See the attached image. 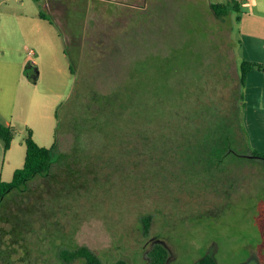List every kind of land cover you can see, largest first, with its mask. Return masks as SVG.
I'll use <instances>...</instances> for the list:
<instances>
[{"label": "rangeland", "instance_id": "374dc122", "mask_svg": "<svg viewBox=\"0 0 264 264\" xmlns=\"http://www.w3.org/2000/svg\"><path fill=\"white\" fill-rule=\"evenodd\" d=\"M232 1L225 17L210 9ZM42 2H9L16 18L0 27L1 110L14 114L2 180L23 165L27 130L42 147L56 143L52 176L24 198L42 210L0 264H84L59 256L79 246L101 264H147L156 241L167 264H264V164L246 159L264 151L262 70L241 90L237 139L223 123L236 110L243 41L264 60V0H63L57 13ZM128 100L135 116L119 108ZM248 101L262 110L247 114ZM227 134L225 161L207 162L211 140ZM21 197L7 201L12 214Z\"/></svg>", "mask_w": 264, "mask_h": 264}, {"label": "trees", "instance_id": "16d2710c", "mask_svg": "<svg viewBox=\"0 0 264 264\" xmlns=\"http://www.w3.org/2000/svg\"><path fill=\"white\" fill-rule=\"evenodd\" d=\"M238 8L239 3H237V1H232L226 4H210V9L217 18L225 17L232 10H237ZM39 17L50 22V19H48L47 16H45L43 13H40ZM69 69L71 72H73V68L71 65ZM252 69L263 71L264 67L262 64L242 59V61L240 62V66L237 69L238 85L240 91L237 104H235L236 110L230 116L223 115V123L225 124V128L231 126L232 123L234 124V139H237L235 137L237 135L236 129L238 128V125L233 118L238 113V104L242 99L241 90L246 84L247 74ZM108 98L109 97L105 98V101H107V103L110 101L108 100ZM119 108L122 110L127 109V111L133 116H135L140 111L139 104L134 103L132 100H128V103L125 104V106L119 105ZM216 112H218L217 109ZM13 134L14 133L12 127L0 123V141L2 143L4 154L11 147ZM219 139V141H216L213 138L208 145L209 149H207L206 152V160L209 163H212L215 160H219V163L221 161L224 162L227 154L231 152L228 144L229 134H227L224 138ZM24 145L25 157L22 167L17 168L13 172V176L10 181H3L0 179V221L3 224L2 226H0V245H2L0 246V259H7V262L10 258V253L14 251V245H18L20 248L24 247L27 233L29 230H32V223L29 218L35 216L36 214H39V211L42 210L40 206L41 202L39 201L37 202L38 204L33 203L31 206L24 205V198L26 197V195H28L27 192H30L29 184L37 177L50 178L52 176L50 169L54 164L52 151L56 148V143L53 144L50 148L42 147L35 142V140L32 138L31 132L27 130V136L24 140ZM246 159H257L264 164V151L252 149L249 151ZM14 194L22 196V205L16 206L18 209V215H15L14 213L12 214L10 212V204L7 203V201ZM141 223L143 235L147 236L151 224V216H142ZM6 225L7 227H5ZM4 245H7L9 249H4ZM59 256L66 263H69L75 259H83L84 264H101L100 259L85 246H79L74 249H62L59 252ZM169 257L170 255L166 246L159 242H154L147 253V264H167ZM199 264H215V260L213 257L206 255L199 259Z\"/></svg>", "mask_w": 264, "mask_h": 264}, {"label": "crops", "instance_id": "0c3cea01", "mask_svg": "<svg viewBox=\"0 0 264 264\" xmlns=\"http://www.w3.org/2000/svg\"><path fill=\"white\" fill-rule=\"evenodd\" d=\"M11 1H16V0H0V27L2 26L3 32L6 31V26L8 25L7 22L14 21V19L16 18V13H15L14 7H10V4H9V2H11ZM20 1H21V3H23V0H20ZM36 1H38V0H36ZM42 4H44V7L49 12L57 13L58 9L60 7H62V5H63V0H62V3L59 0H43ZM40 13H43V12L42 11H38L35 14V16L38 19H42V18L39 17ZM20 15L23 16L24 18H27V17L30 18L29 15H26V14H23V13H20ZM42 20H45V19H42ZM46 21H48V20H46ZM22 24L25 25L26 23L22 22ZM244 37H245V42L247 43V42H249V39H255L256 36L253 33L245 32ZM247 45L244 44V41H243V46L245 47V50H243V52H242L243 55L242 56H243L244 60L251 61V62H256V63L262 64L264 66V60L259 61V60L255 59L254 57H252V54H251L252 50H249L250 46H247ZM0 54H3L2 56H5L3 51H0ZM3 67L5 68V70H7V68H8V66H3ZM20 70H21V67H20ZM262 72H264V70ZM263 75H264V73H263ZM246 83L247 84L250 83L249 75H247ZM247 84H246V86H247ZM245 97H246L247 100L249 99L248 93L246 94ZM9 104L10 103H7V105H5V107L3 108V110H4L3 111V110H1V100H0V111L3 113L2 114L0 112V115H2L1 116L2 121H0V123L12 127V124H13L12 122L14 120V118H13L14 117L13 116L14 115L13 114V108L10 107L9 112H6V111H8V105ZM245 107H246V113L247 114L248 113H252V114L255 115L258 111L262 110L260 105H257V104L255 105L254 103H250V101H248V103L246 104ZM12 144H13V140L11 142V147H12ZM11 147H10V149H11ZM10 149L8 151H10ZM1 151L3 152L2 145L0 143V153H1ZM7 152L5 154H3L4 156H3L2 160L0 161V163L2 162V166H4L5 156H6ZM17 168H18V166L9 168V173H10V171H12V176H13V172ZM2 177H3L2 176V172H0V179L1 180L3 179Z\"/></svg>", "mask_w": 264, "mask_h": 264}, {"label": "built area", "instance_id": "2783aa9c", "mask_svg": "<svg viewBox=\"0 0 264 264\" xmlns=\"http://www.w3.org/2000/svg\"><path fill=\"white\" fill-rule=\"evenodd\" d=\"M28 55H33V51L32 50H28Z\"/></svg>", "mask_w": 264, "mask_h": 264}, {"label": "water", "instance_id": "95a60500", "mask_svg": "<svg viewBox=\"0 0 264 264\" xmlns=\"http://www.w3.org/2000/svg\"><path fill=\"white\" fill-rule=\"evenodd\" d=\"M156 242H159V243H161V244H163L164 245V243L162 242V241H156ZM165 246V245H164Z\"/></svg>", "mask_w": 264, "mask_h": 264}]
</instances>
